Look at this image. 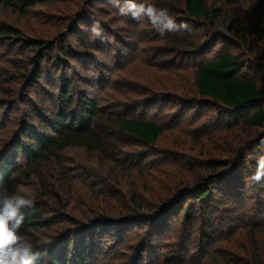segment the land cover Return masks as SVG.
<instances>
[{"label": "rangeland", "instance_id": "rangeland-1", "mask_svg": "<svg viewBox=\"0 0 264 264\" xmlns=\"http://www.w3.org/2000/svg\"><path fill=\"white\" fill-rule=\"evenodd\" d=\"M14 2L17 8L0 4V25L18 30L22 38L0 35V160L8 150L15 154L18 142L27 146L29 137L23 134L28 129L57 134L52 122L66 102L60 93L63 78L74 83L71 109L79 121H83L79 110L83 95L94 100L105 116L116 113L167 124L156 148L132 143L119 149L120 164L129 171L124 175L116 176L106 160L82 146L54 151L51 159L40 164L39 174H28L24 172V150L17 158L19 170L12 177L11 191L42 203L44 216L58 220L49 231L33 230L31 238L40 244L50 240L47 246L55 248L68 235L72 237L65 264H78L79 244L89 251L88 264H207L215 252L227 258L244 256L247 242L241 235L264 230V185L250 179L258 159L264 156V129L240 124L227 127L218 121L220 109L198 99L195 70L204 60L205 55L199 54L208 44L204 39L197 53H189L172 43L178 32L189 39L198 33L185 20L184 1L176 0L172 16L188 28L164 35L147 20L120 16L111 0ZM148 2L166 8L167 0ZM209 3L225 8V0ZM260 4L264 0H241L233 9L238 20L248 24L249 14ZM94 20H100L103 27L99 37L90 31ZM40 43L46 45L39 49ZM224 45L246 56L242 73L257 76L264 87V58L250 55L246 48L238 49L222 39L207 57ZM51 47H55L53 52ZM39 53L44 57L40 63L43 78L35 82L32 74ZM242 156L245 172L240 169ZM211 164L217 166L216 175L225 181L224 195L229 197L217 196L215 188L204 201H195L191 194L184 196L185 187L195 190L194 175H209ZM145 175L146 179L151 175L148 187L152 189L172 187V178L173 187L178 186L164 211L165 202L154 203L147 196L140 180ZM138 185L144 203L156 205L148 220L124 228L118 223L122 228L111 226L96 236H91L92 228L73 235L72 230L77 229L74 220L100 217L91 212L95 202L122 206L128 188ZM234 190L238 191L236 198ZM241 193L245 198L239 197ZM45 232L50 236L41 234ZM43 257L42 264H48L47 255Z\"/></svg>", "mask_w": 264, "mask_h": 264}, {"label": "trees", "instance_id": "trees-1", "mask_svg": "<svg viewBox=\"0 0 264 264\" xmlns=\"http://www.w3.org/2000/svg\"><path fill=\"white\" fill-rule=\"evenodd\" d=\"M183 1V13L186 15L185 20L192 23V27L198 33H194L192 39H189L183 33H176L172 39L174 47L189 53H197L202 40L205 39L206 44H208V46H204V51L200 52L199 55H205V57L203 61L198 63L195 70L194 85L196 93L199 96L198 99L203 102L202 104L220 109L221 115L218 121L227 127L240 124L244 127H259L264 129V87L257 76H247L242 73L248 62L246 56L241 53H234L224 45L212 57H207V53L223 39L224 41L230 40L238 49L246 48L250 55L264 58V4L258 5L249 14L250 20L248 25L242 20H238L239 17H237L233 9L241 0H225L226 9L210 4L209 0ZM175 2L176 0H167L165 4L166 8L170 10L171 15L177 8ZM0 4L17 8L14 0H0ZM227 33H233V35H226ZM0 35L9 36L12 39H22L19 37L20 32L18 30L4 25H0ZM228 37L231 39H228ZM40 44L39 49L46 45L45 43ZM50 49L53 52L55 47H51ZM43 59L44 57L40 53L36 56V69L32 74L33 81L35 82H39L43 78V68L40 65ZM73 90L74 83L69 78H63L60 93L66 102L61 110L54 115L52 124L54 125L53 130L57 132L56 135L48 131L36 132L28 129L23 134L24 137H29L27 146L18 142L15 145V154H12L8 150L0 160V180L7 186L9 192H12L10 188L12 177L19 170L17 158L23 154L24 150L26 151L25 159L27 160L24 172L28 174H39L38 168H40V164L51 159L54 151L82 146L97 157L106 160V165L110 164L112 172L116 173L115 175L117 176L129 172L123 168V165L119 161V154L121 153L119 149L121 147L133 143L156 148L161 138L165 135L166 123L155 120L128 118L116 113L105 116L97 107L94 100L83 95L80 97L79 102V106H81L79 110L83 116V121H79L71 109L75 100L71 94ZM244 160L245 156H242V161L240 162V169L242 168V170L245 168ZM216 168L215 164H211L207 168L209 175L201 176L199 175L200 173L194 175V177L197 176L195 179V190L190 191L189 187H185L182 190L183 195L188 196L191 194L190 197L195 198V201H204L206 196L211 192V189L215 188L218 191L217 196H223V199L229 197L228 194L224 195L225 187L223 185H226V183L222 178L217 177L220 174L216 175ZM159 172L163 173L164 171L161 170ZM145 177L147 175L142 176L140 180L144 182L143 184L147 188V196L154 203L156 201L165 202V205L161 209V211H164V207L167 209L170 205L168 204L170 201L169 197L172 195L175 187L177 188L178 186L173 187L174 179L172 178V187H163L161 190L152 189L148 187L152 180H149V177L148 179ZM260 182L261 185H264V179ZM138 191L140 193L143 191V189L139 188V185L131 189L129 187L126 202L119 207L114 206L112 201L95 202V206L91 209V212L94 215H100V217H96L94 220L87 219L86 222H88L89 227L85 226V221L74 220L73 225L77 229L72 230L73 235L77 232L83 235L85 228L89 230L92 228L89 232L94 230L95 232L91 236H96V232H107V229L111 226L117 225L119 228H124L129 224L139 222L141 219L144 221L148 220L147 218L150 217V213L153 212L156 205L154 203H144L143 196L141 194L138 195ZM234 195V198H236L238 191H235ZM242 195L244 196L241 193L239 197L245 198ZM57 199L59 200L60 198L57 196ZM208 200L212 199L207 198ZM44 213L45 207L40 202H33V207L23 210L22 214L25 218V225L31 229L27 233L28 235L31 236L33 230L37 232L40 230L49 231L58 221L57 219L45 217ZM144 214H147V217ZM207 215L211 216L210 214ZM113 216H117L118 218L112 219L111 217ZM118 223H122V227ZM153 226L154 224L151 225L152 229ZM41 234L50 236L46 232ZM241 236L247 242V246L244 248V256L227 258V255H217L215 252L210 256L212 262L207 264H264V230L258 232L248 231ZM71 238L68 235L55 248L43 243H37L33 239L32 242L37 245V251L47 255L48 264H65V261L69 258ZM76 251L78 264H88L86 260L89 251L85 245H77ZM43 256L37 261V264L43 263ZM166 264L175 263L166 262Z\"/></svg>", "mask_w": 264, "mask_h": 264}, {"label": "clouds", "instance_id": "clouds-1", "mask_svg": "<svg viewBox=\"0 0 264 264\" xmlns=\"http://www.w3.org/2000/svg\"><path fill=\"white\" fill-rule=\"evenodd\" d=\"M112 6L118 9L120 16L130 15L138 22L147 20L161 35L167 31L187 29L188 25L177 24L176 18L167 8H158L148 0H111ZM91 34L99 37L103 34L100 20H94ZM112 39V38H110ZM253 182L264 179V156L257 161L255 173L250 177ZM33 207V201L19 191L9 192L7 186L0 180V264H37L44 253L37 251V245L32 242L30 228L25 225L23 210ZM45 239L43 244H50Z\"/></svg>", "mask_w": 264, "mask_h": 264}]
</instances>
